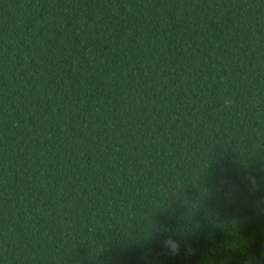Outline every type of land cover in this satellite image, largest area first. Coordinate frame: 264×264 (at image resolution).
Segmentation results:
<instances>
[{
	"label": "trees",
	"instance_id": "obj_1",
	"mask_svg": "<svg viewBox=\"0 0 264 264\" xmlns=\"http://www.w3.org/2000/svg\"><path fill=\"white\" fill-rule=\"evenodd\" d=\"M0 264H264V0H0Z\"/></svg>",
	"mask_w": 264,
	"mask_h": 264
},
{
	"label": "clouds",
	"instance_id": "obj_2",
	"mask_svg": "<svg viewBox=\"0 0 264 264\" xmlns=\"http://www.w3.org/2000/svg\"><path fill=\"white\" fill-rule=\"evenodd\" d=\"M160 245L164 250L170 252L171 254H178L181 249V244L177 239L169 237L165 234L161 235Z\"/></svg>",
	"mask_w": 264,
	"mask_h": 264
}]
</instances>
